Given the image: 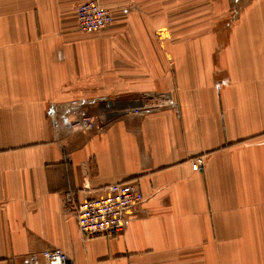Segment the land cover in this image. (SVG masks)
<instances>
[{"label": "crops", "instance_id": "obj_1", "mask_svg": "<svg viewBox=\"0 0 264 264\" xmlns=\"http://www.w3.org/2000/svg\"><path fill=\"white\" fill-rule=\"evenodd\" d=\"M88 1L0 0V264H264V0H96L83 32ZM115 183L144 201L85 239Z\"/></svg>", "mask_w": 264, "mask_h": 264}, {"label": "built area", "instance_id": "obj_2", "mask_svg": "<svg viewBox=\"0 0 264 264\" xmlns=\"http://www.w3.org/2000/svg\"><path fill=\"white\" fill-rule=\"evenodd\" d=\"M77 21L79 29L83 32H100L114 23L112 12L100 5L96 0H90L77 7ZM150 107L141 105L134 108L123 109L142 115ZM77 126L86 130L96 127L92 116L81 115L74 122ZM203 161L198 160L195 169L202 167ZM106 194L99 198H87L82 201L75 210L79 231L85 239L95 237L112 238L118 235L125 226L127 215L140 207L144 196L136 184L115 183L108 186ZM74 201L72 192L65 196L67 205ZM21 264H74L60 249H48L40 254H31L25 257Z\"/></svg>", "mask_w": 264, "mask_h": 264}]
</instances>
